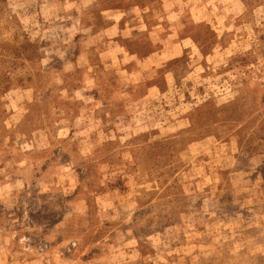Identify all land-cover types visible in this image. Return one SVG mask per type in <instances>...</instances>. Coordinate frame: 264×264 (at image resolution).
<instances>
[{"label": "rangeland", "instance_id": "1", "mask_svg": "<svg viewBox=\"0 0 264 264\" xmlns=\"http://www.w3.org/2000/svg\"><path fill=\"white\" fill-rule=\"evenodd\" d=\"M0 264H264V0H0Z\"/></svg>", "mask_w": 264, "mask_h": 264}]
</instances>
